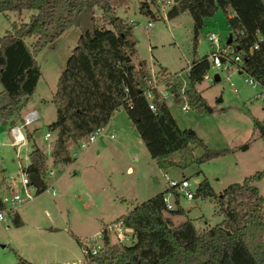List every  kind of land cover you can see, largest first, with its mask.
Wrapping results in <instances>:
<instances>
[{"label":"trees","instance_id":"1","mask_svg":"<svg viewBox=\"0 0 264 264\" xmlns=\"http://www.w3.org/2000/svg\"><path fill=\"white\" fill-rule=\"evenodd\" d=\"M158 1L163 0L150 3L157 5ZM141 8L157 19L147 3ZM22 10L32 11L29 20L11 22V29L0 37V117L12 116L9 129L22 120L24 99L35 92L41 77L37 53L67 28L80 31L51 99L56 112L55 120L47 126L52 137V165L70 163L74 159L71 146L105 127L120 107L163 171L171 167L186 169L249 149L250 141L233 149L208 147L195 131L178 126L166 99L155 89L151 98L144 94L150 76L145 60L133 63L134 24L120 17L109 0H0V13ZM218 10L225 15L232 37L229 45L240 55L241 68L264 89V0H169L165 17L169 20L187 12L193 21L195 46L204 20ZM208 56L206 53L192 60L186 71L187 87L179 92L177 86L171 85V97L199 112L212 113L214 108L197 89L210 68ZM253 127L264 143V121L253 118ZM26 134L32 140L37 129L27 130ZM193 146L202 149L199 156L194 155ZM28 158L22 172L37 174L44 182V191L47 156L35 145ZM3 173L1 169L0 188L7 183ZM263 177L264 169L257 170L220 191L203 178L193 191V198L211 199L216 213L222 216L218 224L203 229L197 228L190 218L178 225L174 223L172 216L186 211L179 206V193L167 187L112 222L131 230L130 244L110 243L103 227V250L85 257L98 264H264V199L256 185ZM169 192L176 204L173 209H166L163 201ZM11 221L15 227L23 224L18 213ZM76 240L80 247L85 246ZM11 250L15 256L13 264H38Z\"/></svg>","mask_w":264,"mask_h":264},{"label":"rangeland","instance_id":"2","mask_svg":"<svg viewBox=\"0 0 264 264\" xmlns=\"http://www.w3.org/2000/svg\"><path fill=\"white\" fill-rule=\"evenodd\" d=\"M109 1L120 17L134 24L136 54L133 63L137 65L140 60H146L149 76L154 78L163 92L168 89L169 94L170 88H173L171 85L177 86L179 92L186 88V69L189 64L193 59L209 54L215 47L207 39L210 33L217 35L219 46L225 45L230 35L221 10L204 20L194 46L191 16L184 12L168 20L165 17L166 0L158 1L157 5L151 4L150 0ZM143 3L148 4L157 19L144 13L141 8ZM31 13L30 10L0 13V37L11 29V22H27ZM99 13L96 10V14ZM148 22L152 24L148 26ZM79 34V29L71 26L36 55L41 77L35 92L24 99L22 113L26 109H35L39 113L37 121L23 128L26 137L27 130L37 129V135L32 140L26 138L25 143L18 146L9 131L12 116L7 119L0 117V170H4L7 179H20L22 168L29 162L28 154L35 145L47 156V172L53 170V175L46 174V189L37 193L31 186L33 200L19 206L24 219L22 226L15 227L9 217L0 221V264H7L8 258L13 259L12 248L16 252L22 250L40 261L89 264L76 239L88 245L101 243L100 231L103 227L135 205L164 191L169 179L181 180L185 177L190 191H194L198 183L207 178L214 190L220 191L228 184L240 182L245 176L264 169V143L253 127V118L264 121V97L261 96L264 89L259 84L251 86L244 83L242 75L235 69L219 73V81L204 79L197 84L203 97L214 108L212 113L199 112L189 107L183 111L181 107L185 101L176 103L171 96L165 99L178 126L195 131L208 147L233 149L250 141L248 151L228 153L186 169L171 167L163 171L157 167L137 134L143 152L136 157H124L120 150L112 147L102 149L99 153L92 152L90 146L93 142L89 148L79 151L77 161L52 165V137L44 139L45 133L49 131L47 126L56 118L51 99L58 76ZM213 74L214 71L210 70L209 75ZM113 119L116 126L129 123L122 107L115 111ZM16 124L20 125V121ZM96 140V143H113L116 139L102 135ZM193 153L199 156L202 149L193 146ZM127 166H131L132 170L128 172ZM198 171L201 172L196 174ZM256 185L264 199V177ZM51 187L54 188V194H51ZM168 198L176 207L171 193ZM178 202L186 214L172 216L176 225L190 218L197 228L203 229L222 220V216L216 213L214 202L209 198H187L179 190ZM19 229L25 233L24 236L17 234ZM108 235L110 243L117 241L114 232ZM123 243L131 242L125 240ZM18 254L22 256L20 252Z\"/></svg>","mask_w":264,"mask_h":264},{"label":"built area","instance_id":"3","mask_svg":"<svg viewBox=\"0 0 264 264\" xmlns=\"http://www.w3.org/2000/svg\"><path fill=\"white\" fill-rule=\"evenodd\" d=\"M164 3H165L164 4L165 9H167L169 0H166V2ZM150 25L151 23L148 22V26ZM207 39L215 47L209 53L208 59L210 63V68L207 71L204 79L211 81L214 80V75L211 76L209 75L210 70L214 71V73H221V72H229L230 70L235 69L240 75H242V79L244 83L251 86H254L255 84H259L253 77H251L250 75H248L243 71V69L241 68V64H242L241 57L238 53L234 51V48L231 45L225 43V45L219 46L217 44L218 38L215 33H210L207 36ZM187 70L188 67L186 71ZM147 83L149 85V88L146 89L144 94L148 98L153 97V92H152L153 89H155L164 98L172 95L171 91H170L171 94H169L168 89H166V92L168 93L163 92V90H161L160 86L155 82L154 78L152 79V77H150L147 80ZM231 85L233 86L232 83ZM181 92H183V90ZM261 96L264 97V92L261 93ZM150 108L153 109L152 104H150ZM181 109L183 111H187L188 106L186 102L183 104ZM38 119H39V113L35 109H31L23 113L22 120L20 121V125L15 124L10 127L9 131L16 145L21 146L26 141L27 137L23 132V128H26L27 126L31 125ZM103 134H104V127L98 128L94 132L89 134L86 138L80 140L78 143L73 144L70 148L71 157L72 158L77 157L79 151L86 149L91 143L95 142L96 139L99 136H102ZM49 138H50V133L49 132L45 133L44 139L47 140ZM47 174L49 176L53 175V170L50 169L47 172ZM31 186L33 185L30 184L28 174L24 172L18 181H16L14 178L7 180V183L0 188V201L2 204V206L0 207V221H4L8 217L11 218L15 213H17V209L22 203H26L33 200L34 195L30 191ZM168 187L174 188L178 193L179 190H182L187 198H193V191H190L189 183L186 178H183L181 180L169 179ZM34 188L36 189V187ZM36 191L38 190L36 189ZM169 193H166L163 196V201L165 203L166 209H173L174 206L168 198ZM51 194H54L53 187H51ZM105 230L107 231L108 234L114 232L117 235L116 242L123 243L125 240H129L130 242L132 241L131 230L124 227L120 223H111L105 227ZM100 237L102 238L101 231H100ZM92 239L94 240V238ZM103 248H104V243L102 239L101 243L95 242V244L93 245H88L85 243V246L82 248V251L84 255L94 256L101 253ZM88 262L89 264H98L96 262H91V261Z\"/></svg>","mask_w":264,"mask_h":264},{"label":"crops","instance_id":"4","mask_svg":"<svg viewBox=\"0 0 264 264\" xmlns=\"http://www.w3.org/2000/svg\"><path fill=\"white\" fill-rule=\"evenodd\" d=\"M152 24V23H151ZM146 61V60H145ZM147 63V62H146ZM147 68H148V66H147ZM149 71V70H148ZM152 74V73H151ZM218 74V77H219V73H214L213 75H214V80H215V76ZM220 80V77L218 78V81ZM187 87V86H186ZM198 89V88H197ZM199 90V89H198ZM235 91H236V88H235ZM121 108V107H120ZM120 108H118V109H116V110H120ZM28 110H31V109H26L25 111H28ZM115 110V111H116ZM24 111V112H25ZM115 111L113 112V114H112V116H111V118H110V120H109V122L106 124V126L104 127V130H106L107 132L106 133H104L103 134V136L104 137H108V138H110V139H116L113 143H110V142H108V143H96L97 142V140L90 146V149H91V147H92V152H100L102 149H110V147H112V148H115V149H117V150H120V152H121V155L122 156H124V157H126V156H133V157H136V155H138V154H140V152H143V151H141L142 149H141V143H140V139H139V137H138V133H135L136 131H134V130H136L135 129V127L132 125V123L130 122V120H129V123H127V125H126V123L125 124H123V125H121V126H116L115 125V123H114V116H115ZM23 112V113H24ZM125 113H126V111H125ZM126 116H127V114H126ZM128 118V117H127ZM108 133V134H107ZM37 135V134H36ZM106 144H109V145H106ZM89 148V147H88ZM146 148V147H145ZM249 149H250V147H249ZM249 149H247L246 151H248ZM52 150V149H51ZM89 150V149H88ZM83 152V151H82ZM81 157V156H80ZM77 159H78V157H75L71 162H75V161H77ZM50 162H52V158H51V156H50ZM70 162V163H71ZM132 170V167L131 166H127V171L129 172V171H131ZM3 177H5V179H6V182H7V180H9V179H7V177L5 176V174L3 173ZM185 178V177H184ZM3 186V185H2ZM1 186V187H2ZM17 213H18V215L20 216V218H21V220H22V223L24 224V219H23V216H22V214H21V212L19 211V208L17 209ZM122 215V214H121ZM119 217V216H118ZM118 217H116V218H118ZM115 218V219H116ZM114 219V220H115ZM113 220V221H114ZM22 224V225H23ZM21 225V226H22ZM20 227V226H19ZM19 227H17V228H19ZM17 232V234H19V235H22V236H24V232L22 231V230H17L16 231ZM27 234V233H26ZM18 247V246H17ZM13 249V248H12ZM19 250H20V248H19ZM18 252V251H17ZM21 254H22V256L24 257V258H26V259H28V260H30V261H32V262H35V263H38V264H57V262L55 261V260H45V261H40V260H36V258H33L32 256H30V254H26V253H24V252H22V250H20L19 251ZM18 252V253H19ZM8 260V262H7V264H13L14 262H15V256L13 257V259H6V261Z\"/></svg>","mask_w":264,"mask_h":264},{"label":"water","instance_id":"5","mask_svg":"<svg viewBox=\"0 0 264 264\" xmlns=\"http://www.w3.org/2000/svg\"><path fill=\"white\" fill-rule=\"evenodd\" d=\"M231 35H229L226 43L229 44L230 41H231ZM218 74L215 76V81H218ZM174 89L173 88H170V91L172 92ZM191 130L189 129L188 132H190ZM28 178H29V181H30V184L33 185L34 187H36V189L38 191H42L44 189V183L42 181V179L35 173H29L28 174Z\"/></svg>","mask_w":264,"mask_h":264}]
</instances>
